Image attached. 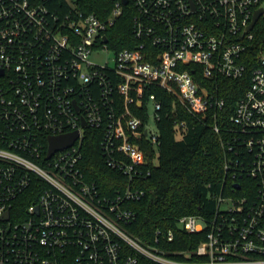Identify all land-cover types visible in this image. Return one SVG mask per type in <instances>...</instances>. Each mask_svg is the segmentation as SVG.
I'll list each match as a JSON object with an SVG mask.
<instances>
[{
    "label": "built area",
    "instance_id": "built-area-1",
    "mask_svg": "<svg viewBox=\"0 0 264 264\" xmlns=\"http://www.w3.org/2000/svg\"><path fill=\"white\" fill-rule=\"evenodd\" d=\"M78 1L0 0V264H264V49L227 126H213L226 141L231 193L243 177L254 191L219 196L222 221L193 250L170 244L208 226L198 215L157 229L152 244L121 228L134 219L124 204L144 195L146 156L157 164L162 104L152 91L172 95L199 121L217 119L225 101L201 82L245 77L264 0H129L134 44L123 49L107 33L127 5L115 2L100 19ZM104 52L112 57L103 64L91 60ZM175 127L181 138L185 122ZM87 130L99 132L106 166L127 178L123 191L116 178L113 196L82 173ZM71 133L73 143L49 156V138ZM30 189L33 201L22 206Z\"/></svg>",
    "mask_w": 264,
    "mask_h": 264
},
{
    "label": "trees",
    "instance_id": "trees-1",
    "mask_svg": "<svg viewBox=\"0 0 264 264\" xmlns=\"http://www.w3.org/2000/svg\"><path fill=\"white\" fill-rule=\"evenodd\" d=\"M117 1L121 0H79L78 5L83 12L105 19ZM134 14L131 3L123 7V16L107 33L110 46L119 49L132 47ZM254 32L255 41L247 52L248 70L244 78L231 80L217 77L214 81L201 82L225 101L223 110L217 113V119L208 116L207 119L199 121L187 113L172 95L161 89L152 91L162 104L157 122V164L152 165L154 155L146 156L151 165L150 172L139 183L144 195L138 201L124 204V208L134 213V219L126 224L121 222V228L142 243H154L155 231L166 230L169 226L174 228L178 217L198 215L208 226L198 233L180 232L170 244L175 250H193L206 239L210 232L209 224L215 220L218 224L222 221L220 216L216 217L221 214L217 211L219 196H242L243 189L247 186L253 187L254 191L253 181L243 177L239 180L242 190L231 193L233 185L230 184V179L224 180V166L226 158H229L228 150L224 147L226 141H220L222 135L217 134L213 128L215 123L222 129L227 126L237 101L250 85L254 61L256 62L259 52L264 49V20L258 22ZM132 109L144 121L148 119L143 111L135 106ZM175 122H185L186 127L181 138L176 134ZM82 153V173L88 181L96 184L102 195L110 197L115 194L118 189L116 178L121 177V191L125 189L127 178L106 166L97 130L86 131ZM29 192L22 206L33 201L32 189Z\"/></svg>",
    "mask_w": 264,
    "mask_h": 264
},
{
    "label": "water",
    "instance_id": "water-1",
    "mask_svg": "<svg viewBox=\"0 0 264 264\" xmlns=\"http://www.w3.org/2000/svg\"><path fill=\"white\" fill-rule=\"evenodd\" d=\"M124 5H127L129 0H122ZM263 14V9H259L254 17L252 24L250 25L249 29H251L256 22L258 21L259 17ZM85 124V122H83ZM78 137V133H71V134H65L62 136L57 137H50L49 138V156H51L54 152L58 150H62L68 146H70L73 141ZM236 188L239 189V184H236ZM8 218V214L6 215V219Z\"/></svg>",
    "mask_w": 264,
    "mask_h": 264
},
{
    "label": "rangeland",
    "instance_id": "rangeland-1",
    "mask_svg": "<svg viewBox=\"0 0 264 264\" xmlns=\"http://www.w3.org/2000/svg\"><path fill=\"white\" fill-rule=\"evenodd\" d=\"M111 57H112V54L104 52V53L92 55L91 60H93L96 63L103 64L107 60V58H111ZM148 113L150 115L149 126H150L152 131H155L156 125H155V121L152 117V115L154 113V108H153L152 104H150L148 106Z\"/></svg>",
    "mask_w": 264,
    "mask_h": 264
}]
</instances>
